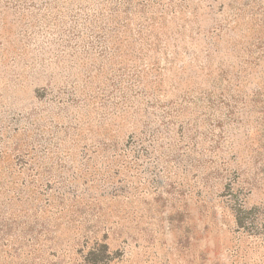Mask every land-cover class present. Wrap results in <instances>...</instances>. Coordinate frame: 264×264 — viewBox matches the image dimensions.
Returning <instances> with one entry per match:
<instances>
[{
  "label": "rangeland",
  "instance_id": "1",
  "mask_svg": "<svg viewBox=\"0 0 264 264\" xmlns=\"http://www.w3.org/2000/svg\"><path fill=\"white\" fill-rule=\"evenodd\" d=\"M0 264H264V0H0Z\"/></svg>",
  "mask_w": 264,
  "mask_h": 264
}]
</instances>
